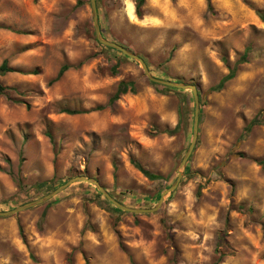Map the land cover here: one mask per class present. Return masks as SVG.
I'll return each instance as SVG.
<instances>
[{"label": "rangeland", "instance_id": "1", "mask_svg": "<svg viewBox=\"0 0 264 264\" xmlns=\"http://www.w3.org/2000/svg\"><path fill=\"white\" fill-rule=\"evenodd\" d=\"M125 2L96 0L102 36L152 76L197 88L183 176L150 214L118 211L78 182L2 217L0 264H264V125L244 130L264 110V0H144L134 20ZM4 61L14 71L0 76V211L80 175L127 207L157 204V184L132 162L174 182L192 140L189 90L151 83L98 43L89 0H0ZM120 82L136 93L109 104Z\"/></svg>", "mask_w": 264, "mask_h": 264}, {"label": "water", "instance_id": "2", "mask_svg": "<svg viewBox=\"0 0 264 264\" xmlns=\"http://www.w3.org/2000/svg\"><path fill=\"white\" fill-rule=\"evenodd\" d=\"M89 2H90V10H91V17H92V22H93L94 34H95V38H96L98 43H100L101 45H103V46H105L111 50L117 51V52L121 53L123 56L137 62L139 64V66L141 67L144 75L146 76V78L151 83H154V84H157V85H160L163 87H167L170 89H175V90H181V91L189 90L192 93L193 100H194L192 140H191V143L189 144V147H188L185 155L183 156V158L180 162V166H179V169L177 171V177L174 180V182L160 194V197L157 201V204L153 208H130V207H127L124 204H122L121 202H119L118 200H116L114 197H112L107 192V190L100 184V182L97 179L88 178L86 176L80 175V176H75L73 178H70L65 183H63L62 185L55 188L52 192H49L48 194H46V195H44V196H42L36 200L27 202L25 204L17 206V207H15L11 210H8V211H0V218L10 217V216L15 215L17 213H20V212H23L25 210H28V209L34 208L36 206L42 205V204L48 202L49 200H51L57 194L66 190L72 184H75L78 182H85L89 185L94 186L97 193H99L101 196H103L110 204H112L115 208L119 209L120 211L131 213V214H150V213L156 212L160 208L161 204L164 201V197L167 194L172 193L177 188V186H178V184H179V182L183 176V171L186 168L187 160L193 151V148L195 146V143H196V140L198 137L199 96H198L196 86L192 85V84H184V83L175 82V81H171V80H164V79H160V78L152 76V74L149 71L147 64L145 63V61L140 56L131 52L130 50H128L124 46L119 45L115 42L109 41L102 36L101 29L99 26V21H98V12H97L96 0H89Z\"/></svg>", "mask_w": 264, "mask_h": 264}, {"label": "trees", "instance_id": "3", "mask_svg": "<svg viewBox=\"0 0 264 264\" xmlns=\"http://www.w3.org/2000/svg\"><path fill=\"white\" fill-rule=\"evenodd\" d=\"M144 4V0H135V14L137 16L141 15V8ZM245 59V55L242 56V61ZM68 69L67 66H63L61 67V69L59 70V72L57 73L55 79L51 82L57 81L58 79L61 78V76L63 75V73ZM14 70L10 67H8L7 62L4 61L1 65H0V76H3L7 73H11ZM116 72V68L113 67V73ZM235 72H236V67H233L232 69L229 70V72L223 76L219 82L212 87V91L214 92H219L221 91L225 84L230 81L231 79L234 78L235 76ZM50 82V83H51ZM166 88V87H165ZM169 89V88H167ZM5 88L0 84V94H3ZM135 94L136 93V89H135V85L133 82H120L117 85L116 91L114 92V94L112 95V97L109 99V104H113L114 102H116L120 96L122 95H126V94ZM97 110H101L103 109L102 106H99L96 108ZM66 113L68 114H77L78 112L75 111H66ZM264 114V110L259 112L244 128V130L246 132H248L249 130H251V128H253L254 126H258V125H264V120L261 118V115ZM180 127V122L172 129V130H166V133L170 134V135H174L178 132ZM132 164L135 166V168H137L146 178H148L149 180L155 182L157 184V198L156 201L159 199L160 197V193L163 189L166 188L165 186V182L168 181V178L166 176L163 175H159V174H153L150 173L149 171L145 170L144 168H142L137 162L133 161ZM39 187H41V185H39ZM97 193V192H96ZM98 196H100L99 193H97ZM119 211V209H117Z\"/></svg>", "mask_w": 264, "mask_h": 264}, {"label": "bare ground", "instance_id": "4", "mask_svg": "<svg viewBox=\"0 0 264 264\" xmlns=\"http://www.w3.org/2000/svg\"><path fill=\"white\" fill-rule=\"evenodd\" d=\"M125 13L129 20L135 19L134 4L131 0H126L125 2Z\"/></svg>", "mask_w": 264, "mask_h": 264}]
</instances>
